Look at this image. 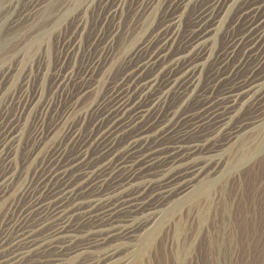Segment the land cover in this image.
I'll return each instance as SVG.
<instances>
[{"label": "bare ground", "instance_id": "1", "mask_svg": "<svg viewBox=\"0 0 264 264\" xmlns=\"http://www.w3.org/2000/svg\"><path fill=\"white\" fill-rule=\"evenodd\" d=\"M43 1L30 0L26 14H36ZM49 3L57 57L53 66L43 58L47 53L34 58L48 68L41 69L33 91L27 80L15 94L8 88L10 79L0 78L5 109L15 108L11 116L0 115V155L30 121L32 147L75 145L79 156L65 162L49 156L18 197L12 175H0V208L17 215L1 227L0 264H63L66 259L115 264L114 243L128 241L138 228L146 234L160 231L157 213L173 212L178 203L210 191L212 181L246 158L242 147L247 149L251 134L264 127V0ZM94 10L97 27L85 55L84 34ZM187 16L189 25L181 34ZM251 59L250 71L235 78ZM207 68L212 80L201 88ZM114 70L121 74L114 77ZM220 81H230L222 93ZM87 92L103 96L79 103ZM170 96L179 101L164 110ZM192 99H200L201 106L191 108ZM66 102L69 108L62 111ZM245 110L250 115L242 117ZM87 116L96 129L83 134L80 125ZM121 135L128 139L117 147ZM235 145L241 151L228 157ZM91 148L105 165L85 166Z\"/></svg>", "mask_w": 264, "mask_h": 264}, {"label": "rangeland", "instance_id": "2", "mask_svg": "<svg viewBox=\"0 0 264 264\" xmlns=\"http://www.w3.org/2000/svg\"><path fill=\"white\" fill-rule=\"evenodd\" d=\"M29 2L30 0H0V78L10 79L8 88L14 90L15 94L27 80L31 81L29 90L33 91V87L38 83L41 69L42 73L47 72L48 67L42 68V64L33 61L36 56L47 53L48 56L43 58L52 61L51 66L54 65L57 57L53 28L49 24L51 16L49 0L43 1L40 4L43 6L34 15L26 14ZM95 11L89 19L90 28L84 34L85 55L91 51L92 47L90 48L88 44L97 27V22L94 20ZM193 12L194 10L191 9L188 16ZM188 16L184 20L181 34L186 32L189 25ZM128 18L129 15L126 13L124 24ZM13 20L15 24L11 25ZM70 28L71 25L66 31L68 32ZM239 30L240 27L234 32L237 33ZM224 36L218 39V48L223 44ZM173 50L174 48L171 49ZM252 63L253 59L248 60L235 78L245 76L250 71ZM210 69H205L200 75L201 88L212 80ZM120 74L119 70L112 72L114 77ZM221 81L218 82L219 85L217 84L219 93H222L230 83V81ZM50 82V77H47L44 82L45 95L49 94ZM76 87L73 86L72 90ZM102 96L103 94L94 95L87 92L78 102L88 105L95 103ZM6 97V91L4 95H0V115L7 111L6 115L11 116L15 108L5 109ZM197 100L200 99H192L188 102L191 108L201 106L202 101ZM178 101L177 97L170 96L164 110ZM69 104L66 102L62 106V111L67 110ZM250 112L251 110H245L241 116L246 117ZM73 121L77 122L76 119ZM74 122L72 123L76 124ZM92 124L93 118L87 116L80 125L81 133L87 134L91 128L95 130L96 127H92ZM31 130L29 121L22 136L7 145L0 155V175H12V190L16 197L32 182L33 175H38L42 164L44 167L49 156H58L59 162L74 161L79 156V148L75 145L66 147L65 150L50 143L32 147L29 134ZM127 139L128 136H119L116 146L123 147ZM251 139H253V142H249L251 147L247 146V149L246 146L242 147L241 153L246 150V158L237 163L231 173L220 175L212 181L210 191H201L200 196L192 197L182 204L178 203V207H175L173 212L166 210L162 215V212L157 213L159 217L157 225L161 226L160 231L146 234L148 231L138 228L128 241L114 243L118 245L119 251L115 264L123 261H126V264H264V127L256 129L251 134ZM241 149L239 145H235L228 157L231 155L233 157V154ZM97 151L96 148L87 151L85 166L96 169L105 165V158L98 155ZM119 157H114L112 162ZM75 169L76 166H73L71 171ZM202 190L205 191L204 188ZM207 195L210 197L208 198ZM196 198L201 200L197 204ZM7 199L10 200L9 195ZM16 218L17 215L6 211L5 207L0 208V236L4 223ZM43 229H38V232L45 230ZM149 240H152L151 244H148ZM62 263L73 264V260L66 259Z\"/></svg>", "mask_w": 264, "mask_h": 264}]
</instances>
